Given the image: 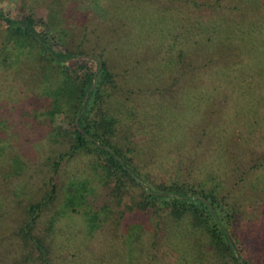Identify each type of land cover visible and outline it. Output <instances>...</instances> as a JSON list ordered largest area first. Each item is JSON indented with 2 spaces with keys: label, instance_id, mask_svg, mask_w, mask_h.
<instances>
[{
  "label": "trees",
  "instance_id": "obj_1",
  "mask_svg": "<svg viewBox=\"0 0 264 264\" xmlns=\"http://www.w3.org/2000/svg\"><path fill=\"white\" fill-rule=\"evenodd\" d=\"M116 1L113 0L115 11H119L118 15L124 14L129 17L130 33L126 36L129 42L120 41L121 47L123 46L121 55H124L125 63L134 61L135 55L131 53L133 48L139 54L143 45L148 48L149 54L150 51L157 52L155 66L152 65L151 68L144 70V74L149 78L152 77L157 87L161 84L158 78L164 79V72H157L159 65L156 64L161 49L166 48L165 55H169L166 61H169V64L174 62L170 53L173 47L178 58L184 59L191 55L194 60L201 59L202 62L205 56L217 52L224 43L222 41L225 40L226 44H231V50L237 46L241 47L238 48L240 64L231 60L230 57L234 52L229 51L226 57L228 61L221 64L220 60L215 59L214 70L205 75L202 83L195 84L197 71L189 74L186 72L180 81L186 80L193 87L207 86L209 97L221 82L230 85L232 93L236 91L235 86L236 88L241 86L240 90L236 91L237 94L235 93L234 102H231L230 108L226 110L227 115L234 117L231 123L261 116V108L264 106V83H262L264 57L258 56L259 51L254 52L253 49L258 47L264 50V30H262L264 19L261 18V14L256 16L257 11L259 13H261L259 10L264 11V0H187L188 3L185 0L181 2L122 0L123 3ZM159 3H162V9ZM208 3L212 5V10L209 9ZM106 4L110 3L105 2ZM255 4L258 5L257 8H254ZM173 5H181V7H172ZM19 6L22 9L26 6L28 11L23 19L12 18L0 10V29L5 35L4 42L0 44V65L6 64L7 61L13 64L30 55L34 58V63L43 61L52 73L40 79L35 89V98L29 103L30 107L20 108L17 117H12L15 112L8 111L15 108L3 103L6 100L5 93L0 101V169L5 174L3 176L5 181L0 180V227L5 225L9 209L19 210L23 218L15 234L22 240L32 242H30L32 248L34 247L37 252L35 256L32 250L34 261L46 263L44 260L49 250V244L45 245L49 240L46 239L51 233H56L54 222L57 217L54 215L63 214L62 211H57L59 206H62L65 212L69 206L66 203L58 204L56 205L58 208L53 210L54 215L46 216V237L44 234L37 236L33 234L35 226L38 223L41 227L40 218L45 217V210L53 203L56 204L58 189L55 182L60 164L80 155L89 160L90 169L97 170V180L103 186H110V195L117 203H120L123 197H129V204H124L119 209L117 221L120 222L133 212H145L147 215L160 216L164 219L166 224L163 226L165 231L162 236L169 235V240L166 239L165 243L171 246L170 251L175 250L179 254L178 264H263L261 261H253V252L239 235V231L245 227L250 218H248L249 214L245 215L242 204L244 199L239 200L238 194L244 192L247 187L254 190L258 184L264 182V168L260 173H252L251 177L248 175L247 178L242 179L240 189L231 193L225 191L222 183L220 188L217 182L212 183L210 188L202 182L174 180L151 183L139 171L136 157L140 151L137 150L136 144L131 137L122 135L119 131V126H124V123L130 120L137 122V130L141 131V116L147 114L143 107L141 112L133 108L135 104L132 106V101L126 102L128 94H134L131 88L134 87L133 82L137 80L135 72H131L134 68L130 73L126 68L120 73H115L106 58V47L90 54L81 46L83 41L88 40L86 36L80 39L74 49H68L67 32L59 20L62 18H59L49 5L47 9L45 8L44 17L41 16L44 20L43 25L47 28L42 31H37L34 27L35 9L23 2L19 3ZM142 8H145L150 16L161 11L165 18L153 21L151 25L142 26L138 18ZM204 8L211 11L210 14L205 13ZM248 16H256V18L248 19ZM65 17L70 19L68 13ZM166 18L171 20L172 25L166 28V34L159 41L156 33L165 30ZM51 34L60 44L61 49L53 48L48 42ZM254 36L261 37L262 43L255 44L252 40ZM245 63H250L251 68L246 67ZM169 64L166 70H171ZM202 66L203 62L200 67ZM241 66L243 67L240 70ZM135 71L140 76L141 71ZM126 75L128 78H125ZM119 81L127 83L129 88L120 89ZM145 90L136 97L143 98L145 93L149 92ZM184 91H180V94ZM187 93L191 94L186 91L184 95ZM191 97L194 98L192 94ZM242 100L247 103L245 108L237 107ZM15 102L11 100L12 105ZM192 104L199 105L200 108L197 110H201L199 101L193 100ZM11 117L15 120L14 124L11 123ZM172 117L173 114L170 113L164 120L162 117L154 119L158 127L155 131L157 135L161 136L159 133L164 125L161 123L162 120L166 124L164 134L169 132L168 123L171 122ZM176 118L178 119V116ZM25 123H28L31 129L42 130L40 134L46 138V144H27L18 146V149L14 150L8 141L21 140L19 138L21 133L12 129L21 130L20 126ZM155 135L153 132V136ZM11 154L10 166L6 159L11 158ZM14 158L18 160L22 169H15ZM144 165L145 162L142 161V166ZM257 165L258 163L252 164L251 168ZM36 176L41 183L40 186L37 182L32 183ZM211 179L218 180L213 174ZM78 185L79 187L75 186L71 190L69 199L71 203L73 198L82 199L80 194L85 188L83 182ZM69 190L70 188L68 192ZM263 192L259 189L256 195H261ZM250 194L253 197L254 194ZM259 200H262L261 196ZM104 208L105 206L102 209ZM96 216L97 213L87 221L89 231L95 227L93 221ZM261 220L264 221V217ZM45 223L43 221L44 226ZM251 224L252 228L256 229L257 223ZM141 227L133 223L127 226L121 242L122 257L115 258V264H126L127 261L135 260L144 254L147 247L150 249L154 247L153 241L154 245L152 243V245L149 243L143 245L138 240V237L145 233ZM52 247L55 249L56 245ZM148 257L155 260L156 256L152 253ZM14 264H22V259L19 257Z\"/></svg>",
  "mask_w": 264,
  "mask_h": 264
},
{
  "label": "rangeland",
  "instance_id": "obj_2",
  "mask_svg": "<svg viewBox=\"0 0 264 264\" xmlns=\"http://www.w3.org/2000/svg\"><path fill=\"white\" fill-rule=\"evenodd\" d=\"M118 1L123 3L122 0L116 2ZM21 2L25 5L30 4L35 9V30L47 29L43 25L44 20L41 16L44 17L45 8L47 9V5H49V8L57 13L59 18H62L59 20L67 32L68 49H74L80 39L86 36L88 40L83 41L84 43L81 46L90 54L106 47V53L105 51L104 53L115 73H120L125 68L130 73L131 69L134 68L131 71L135 72L137 77V80L133 82L134 87H131L134 94H128L126 102L132 101V106L135 104L133 108H137L142 112L141 107H143L147 111V114H143L140 119L141 131L143 132H138V123L132 120L125 122L122 127L119 126V131L122 135L125 134L131 137L134 144H136L137 150L140 151L136 157L139 171L151 183L174 180L190 183L202 182V184L208 185L207 188H210L212 183L217 182L220 188L222 183L225 191L231 193L240 189L242 179L247 178L248 175L251 177L252 173H260L264 168V106L261 108L260 117L239 120L233 124L231 122L234 117L227 115L226 110L230 108L231 102H234L236 91H239L241 86L239 88L235 86L236 91L232 93L231 86L221 82L209 97L207 86L205 88L203 85L202 87H198L199 85L193 87L186 80L180 81V78L186 72L189 74L197 71L195 73L197 78L194 79L195 84L202 83L205 80V75L214 70L215 59L220 60L221 64L228 61L226 57L229 55L227 54L229 51L234 52V55L230 57L231 60L240 64V51L238 48L241 47L237 46V48L231 50V44H226V41L223 40L224 43L221 44L217 52L203 58L202 67H200L202 64L201 59L194 60L191 55L184 57V59L183 57L178 58L175 47L170 52L174 62L169 64V61H166L169 56L165 55L166 48L161 49L156 64L159 65L157 72H164V79L158 78L157 75V78L161 80V84L156 87L157 84L153 83V78L145 75L144 70L151 68L152 65L155 66L157 52L150 51L151 54H149L148 48L143 45L140 48L142 52L139 54L133 48L131 53L135 55L133 57L135 62L131 63L129 61L125 63L126 59L123 58L124 55H121L123 53L121 43L124 41L129 42L126 38L130 33L128 27L129 17L124 14L118 15L119 11H115L113 0H0V10L12 18L23 19L28 11L26 6L24 9L19 6ZM105 2L110 4L105 5ZM159 6L162 9V3H159ZM208 6L210 10L213 9L211 4L208 3ZM257 6L255 4L254 8H257ZM172 7L179 8L181 5H173ZM145 8H142V13L138 17L142 26L151 25L153 21L156 22L165 18L161 11L150 16ZM259 11L261 13L257 11L256 16L261 14V18L264 19V11ZM210 12L205 9V13L210 14ZM231 12L234 11L231 10ZM66 13H68L70 19L65 17ZM256 16H248L247 18L253 19ZM164 23L165 30L156 33L159 41L166 34V28L172 25L169 18H166ZM262 26L264 28V22H262ZM263 28L262 30H264ZM4 36L0 29V44L4 42ZM52 36V34L49 36L48 42L53 48H60V44ZM244 39L248 41L247 38ZM252 40L255 44L262 43V38L259 36H254ZM120 41L122 42L120 43ZM156 42L159 44L158 41ZM257 50L259 51L257 55L264 57V50L258 49V47L253 49L254 52H257ZM151 59H154V61ZM168 64L173 71L165 69ZM245 66L251 68L250 63H245ZM135 70L141 71L140 76ZM51 73L43 61L34 63V58L30 55L13 64H9L7 61L6 64L0 65V101L4 98L5 93L6 100L3 103L15 108L8 110L9 112H15L12 117L18 116L17 111L20 108L30 107L29 103L35 98V89L40 79ZM125 78H128L127 75ZM119 83L120 89L129 88L124 81H119ZM198 88L200 89L196 91ZM144 89L149 92L145 93L143 98L136 97ZM183 90L185 91L180 94V91ZM186 91H189L194 98L192 99L189 93L184 95ZM11 100L16 101L14 105L11 104ZM193 100L199 101L200 111L197 110L200 108L199 105L192 104ZM245 105L247 103L242 100L237 107L245 108ZM170 113L173 114V117L171 122L168 123L170 124L169 132L164 134V125L166 124L163 123V120ZM176 116H178V119ZM144 117L147 119L145 120ZM158 117L163 118L161 123L164 124L159 133L161 136L155 132L158 127L154 119ZM11 123L14 124L15 120L12 119ZM20 128L21 130L15 128L12 130L21 133L19 137L21 140L8 141L14 150L18 149V146L27 144H46V138L40 134L42 130L31 129L28 123L20 126ZM153 132L156 134L155 136H153ZM41 148L43 153V147ZM14 159L15 169L21 168L18 160ZM6 160H8V165L11 166L12 154L11 158L9 157ZM142 161L145 162L144 167ZM257 163V167L251 168L252 164ZM58 170L55 182L58 189L56 198L58 199L55 202L56 204L53 203L45 210V217L40 218L41 227L37 223L33 234L36 236L44 234L46 237V216L54 215L53 210L58 208V204L66 203L69 207L65 212L61 208L62 206H59L57 211H62L64 215H54L57 217L54 222L57 234L51 233L50 237L47 236L46 240H49V243H45V245L49 244V250L45 256L46 260L44 261L46 263L44 264H115V258L121 259L122 257L123 250L121 246L123 245L121 242L126 234L127 226L131 223L142 226L141 228L145 233L139 236L138 240L143 245L146 243L152 245L153 242L155 245L153 244L154 247L151 249L147 247L144 254H141L135 260L127 261L126 264H178L179 254L175 250L170 251L171 246L165 243L166 239L169 240V235L162 236L165 231L163 226L166 224L164 219L160 216L147 215L145 212H133L120 222L117 221L116 217L119 209L124 204H129V197L125 196L120 203H117L110 195V186H103L97 180V170L89 168V160L86 157L77 155L70 161L66 160V162L60 164ZM212 174L218 180L212 181ZM4 175L0 169L1 181H5ZM80 181L83 182V188H85L81 194L78 193L82 196V199L73 198L71 203L69 201L71 190L75 186L79 187L78 183L80 184ZM35 182L39 186L41 185L37 176L36 179L32 180V183ZM259 189L264 191V182L258 184L254 190L247 187L246 191L244 190V192L238 194L239 200L244 199L242 202L244 204L243 211L245 215L249 214L248 218H250L245 227L239 231V235L253 252V261H261L264 264V234H262L264 221L261 220L264 217V192L261 195H256ZM247 191L254 194L253 197ZM260 196L262 200H259ZM103 206H105L104 209H102ZM95 213H97L96 219L93 221L95 227L92 231H89L87 221ZM22 218L23 215L19 210L9 209L5 225L0 227V264H14L19 257L22 259V264H42L40 261H34L33 259V254L37 256V252L34 247L32 248V242L22 240L15 234L16 229L21 226ZM251 223H257L256 229L252 228ZM259 226L261 227L257 228ZM55 245L56 248L54 249L52 246ZM32 250H34L33 254ZM152 253L156 256L155 260L148 257ZM116 254L119 255L116 256Z\"/></svg>",
  "mask_w": 264,
  "mask_h": 264
},
{
  "label": "water",
  "instance_id": "obj_3",
  "mask_svg": "<svg viewBox=\"0 0 264 264\" xmlns=\"http://www.w3.org/2000/svg\"><path fill=\"white\" fill-rule=\"evenodd\" d=\"M99 66H100V64H99ZM94 83V78H93V81H92V84Z\"/></svg>",
  "mask_w": 264,
  "mask_h": 264
}]
</instances>
